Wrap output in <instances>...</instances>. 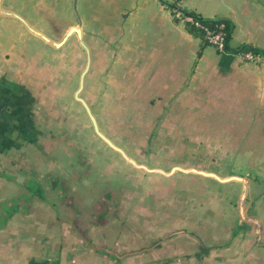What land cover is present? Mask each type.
I'll list each match as a JSON object with an SVG mask.
<instances>
[{
  "label": "crops",
  "instance_id": "1",
  "mask_svg": "<svg viewBox=\"0 0 264 264\" xmlns=\"http://www.w3.org/2000/svg\"><path fill=\"white\" fill-rule=\"evenodd\" d=\"M175 7L209 20H228V52L192 33ZM74 28L80 35L68 36ZM81 40L91 55L81 96L99 126L105 124L97 113L115 117L128 112L130 127L184 129L179 137L183 159L226 180L178 173L195 176L196 192H210L215 205L226 208L225 216L238 225L233 236L244 235L250 245L247 259L253 263L247 264H264V0H0V160L11 151L24 154L27 141L36 146L41 113L50 109L44 105L71 108L87 131L93 127L75 98L88 61ZM246 47L258 49L261 58L241 59L236 52ZM67 121L63 127L70 130ZM54 139L69 150V162L84 160L71 151L77 138ZM122 148L135 158L130 147ZM64 152L57 149V160ZM112 152L120 157L115 159L119 166L113 164L121 173L125 159ZM101 161L107 163V157ZM65 169V178L78 183L84 181L79 176L89 175L84 168L78 175L74 168ZM20 176L28 179L18 170L0 169V264H184L110 250L73 233L51 213L31 214L11 205L10 192L23 190L25 197L24 188L31 185L11 183L16 177L22 183Z\"/></svg>",
  "mask_w": 264,
  "mask_h": 264
},
{
  "label": "rangeland",
  "instance_id": "2",
  "mask_svg": "<svg viewBox=\"0 0 264 264\" xmlns=\"http://www.w3.org/2000/svg\"><path fill=\"white\" fill-rule=\"evenodd\" d=\"M50 104L44 106L56 109L58 113L52 112V109L43 110L36 146L30 147L27 141L25 156L11 151L7 160H0V169L18 170L27 175V180L18 183L16 177L12 184L31 183V187L24 188L25 197L21 194L23 190L10 192V201L14 202L11 205H19L31 214L35 210L48 215L51 213L53 219L61 224L64 222L73 233L80 237L83 235L86 240L113 251H139L154 262L253 263L247 259L251 253L248 252L250 245L243 240L244 235L233 236L238 225L225 216L227 211L224 206L215 205L216 199L210 197V192L200 193L199 188L196 192L195 176L184 177L178 171L169 176L152 174L135 168L126 159L125 162L121 160L124 164L120 173L116 163L120 157L106 143L100 144L104 141L90 124L87 131L82 117L71 112V108L66 110V106ZM97 114L105 124L100 127L101 130L117 141L118 146L130 147L135 158L128 155L137 163L167 173L176 166L193 167L183 159L184 146L180 144L179 137L184 129L158 128L153 132L150 128L128 126V112L116 113L115 117H110L107 112ZM102 115L107 118L103 119ZM66 120L72 129L65 130L63 123ZM63 135L66 140L77 138L78 143L71 144V151H76L84 160L79 157L77 162H69V150L64 144L58 145L54 139ZM101 145H104L107 155L101 152ZM57 149L65 151L58 160L55 156ZM103 156L107 157V163L101 161ZM109 157L112 161L108 160ZM19 163L20 168L17 167ZM58 168L61 169L59 174L54 172ZM65 168H74L77 175L84 168L89 175L87 178L85 173L83 177L79 176L84 181L78 183L72 177L65 178ZM70 174L71 171L67 177ZM35 200L41 205L34 206ZM212 200L214 205L210 208ZM104 201L113 206L109 208ZM73 204L78 206L74 208Z\"/></svg>",
  "mask_w": 264,
  "mask_h": 264
},
{
  "label": "water",
  "instance_id": "3",
  "mask_svg": "<svg viewBox=\"0 0 264 264\" xmlns=\"http://www.w3.org/2000/svg\"><path fill=\"white\" fill-rule=\"evenodd\" d=\"M72 33H76L78 35H80V31L79 29L77 28H74L72 29L68 36L71 35ZM41 37H43L46 41L48 42H51L50 39L42 34V33H38ZM81 43L82 45L84 46L85 50L87 51L88 53V61H87V64L85 66V69L83 71V73L81 74V78H80V83H79V88L75 94V98L76 100L81 103L83 105V107L85 108L92 124H93V127H94V131L95 133L98 135V137L103 140L110 148H112L113 150H115L116 152H118L119 154H121L124 159H126L128 162H130L132 165H134L135 167L139 168V169H144L148 172H152V173H161L165 176H169V175H172L173 173L179 171V172H183V173H197V174H201V175H204V176H209V177H213L219 181H223L225 182L226 179H222L221 177H219L218 175L216 174H213V173H208V172H205V171H201V170H198V169H195V168H184V167H181V166H176L174 167L170 172H165L164 170L162 169H157V168H149L147 167L146 165H142V164H139L137 163L136 160H134L133 158H131L127 152L120 146H118L117 144H115L100 128L99 126V123H98V120L95 116V114L93 113L90 105L88 104V102L81 96V93L85 87V78H86V75L87 73L89 72L90 68H91V55H90V49L85 45V43L81 40ZM54 44L56 46H60L62 44V42L60 43H55ZM25 180V177L24 176H20L18 177V181L19 182H22Z\"/></svg>",
  "mask_w": 264,
  "mask_h": 264
},
{
  "label": "built area",
  "instance_id": "4",
  "mask_svg": "<svg viewBox=\"0 0 264 264\" xmlns=\"http://www.w3.org/2000/svg\"><path fill=\"white\" fill-rule=\"evenodd\" d=\"M174 12L178 18L183 19L187 25H200L199 19H204L200 16L194 15V14H186L183 13L178 7L174 8ZM207 30V29H206ZM207 39L213 47H215L218 51L226 53L228 52V40L227 36L223 32H218L215 34H211L210 31H207ZM237 55L245 60V61H258L259 58H261V55L259 53H255L252 51L250 47L243 48L236 52Z\"/></svg>",
  "mask_w": 264,
  "mask_h": 264
},
{
  "label": "trees",
  "instance_id": "5",
  "mask_svg": "<svg viewBox=\"0 0 264 264\" xmlns=\"http://www.w3.org/2000/svg\"><path fill=\"white\" fill-rule=\"evenodd\" d=\"M182 11V10H181ZM183 13L186 14H192L190 12L187 11H182ZM200 21V25H190L189 26V30L192 33H195L197 35H199L202 39L203 42L207 45H210L208 39H207V31H210L211 34H215L218 32H223L226 34L227 36V40H230L231 37V32H232V24L225 19H217V20H209V19H199ZM207 29V30H206ZM229 44V42H228ZM247 48V47H246ZM252 49L253 52L255 53H259L260 51L256 48L250 47Z\"/></svg>",
  "mask_w": 264,
  "mask_h": 264
}]
</instances>
